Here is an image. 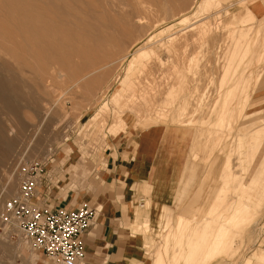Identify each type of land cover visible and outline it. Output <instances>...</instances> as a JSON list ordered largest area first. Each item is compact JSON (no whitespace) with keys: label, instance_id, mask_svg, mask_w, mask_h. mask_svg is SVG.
I'll use <instances>...</instances> for the list:
<instances>
[{"label":"rangeland","instance_id":"obj_1","mask_svg":"<svg viewBox=\"0 0 264 264\" xmlns=\"http://www.w3.org/2000/svg\"><path fill=\"white\" fill-rule=\"evenodd\" d=\"M38 1L34 0V4L31 0L19 2L22 3L24 9L36 7L32 10L45 13L47 17H54V20H60H55V22L63 26L72 22L73 24L69 25L76 28L78 26L76 19L80 17H84L83 20H89V24H94L101 16L107 20V17L117 19L118 15L117 26L121 27L122 24L126 26H122L123 29L117 28L121 29L120 33H117L116 29L112 31L113 36L117 35V37L103 43L104 45L99 47L103 49L96 48V52H87L86 47L80 48L82 46L80 45L79 50L83 48L82 51H86V55L71 58L69 74L65 71L66 73L62 72L58 75L60 78H56L55 89L47 91L42 102L38 103L35 84H30L21 86L23 98L15 97V104H18L21 110L17 111L19 114L17 112L8 113L7 110L2 111L1 107L2 114L5 113L2 115L0 112L2 116L0 124L5 126V129L8 128V137L16 139L17 142L15 150L12 151L13 155H9L5 161L7 164L0 163V193L3 192L5 197L2 200L18 194L17 164L21 157H25L28 160L38 158L48 160L42 194L47 198L49 205L43 204L44 206L52 207L59 202H64V204L70 202L74 206L85 203L82 196L91 190V186L97 188L105 184L99 171L105 161V150L110 142L113 146L112 136L120 135L119 140L122 135L125 136L124 133L113 135L107 128L121 115L126 119L127 130L132 132L149 129L153 125L184 128L191 133L184 142V162L187 157L190 158V147L194 139L193 154L197 158V164L194 169L185 170L186 176L193 173L190 184L194 190L191 196L187 194L186 197L177 199L173 209L175 212H186L184 206L187 207L191 203L195 207H203V212L200 214L198 210L194 221L190 222L185 230L177 231L172 225L163 241L155 242L154 247H164V264H196L198 263L196 260H201L200 263L204 264L205 259L202 258V254L199 253V256L197 254L192 260H186L185 252L195 240V232L203 224L205 218L209 217L211 226L216 229L215 212L224 215L227 213L226 202L220 204L214 213L206 210L209 200H206L205 196L215 191V177L222 162V159L216 161L215 156L220 153L225 157L226 162L229 159L235 165V175L231 176L233 184L236 178H240L238 172L240 174L251 172V141L258 138V141L264 143V0H237L231 3L226 1L222 3V6L214 5L211 10L205 8V2L208 0H174L175 2L173 0L172 2L170 0H93L90 2L89 0L88 2L85 0H50L51 4L47 2L48 0ZM94 1L98 2V9L91 7L94 6ZM47 3L53 8H47ZM88 3L90 5H87ZM104 3L110 8L103 6ZM77 7L82 10H77ZM40 8L42 9L39 10ZM54 8H56L55 13L51 11ZM5 9L8 13L11 12V16L14 14V9L16 13L19 11L14 7H9V9L1 8L2 13L6 11ZM47 9H50V12ZM60 10L64 11L63 15H61L63 11ZM108 10H111L110 13L106 12ZM239 11L247 12L245 14L243 12L244 15H241L239 19ZM57 12L60 14L58 15ZM88 12L91 13L88 14ZM114 12L115 14H112ZM2 13L0 18L4 17ZM65 14L69 15L64 16ZM79 14L80 17H78ZM89 15L92 17H88ZM63 16L64 18L72 16V21L71 19H69L70 22L68 19L65 21ZM102 17L101 19H104ZM92 20L93 23H91ZM242 25L248 29L247 36L241 37L243 40L239 39ZM124 29L125 32L122 34ZM0 42L5 43V40L0 37ZM1 48L0 46V54L17 66L15 60L8 57L10 55L5 51L3 53ZM11 48L14 50V46ZM151 50L156 52L152 53ZM27 75L30 77L29 73ZM128 75L133 76L134 81L137 82L134 84V91L125 89V83L130 82V79L125 80ZM256 76L260 79L257 83L254 81ZM82 77L84 78L81 82L72 88V83ZM118 91H126L123 106L116 105L112 101L113 95ZM55 100L57 104L46 116V108H49ZM106 102V108L102 109ZM242 110L243 115L239 118ZM43 117L44 121L41 123L39 120ZM20 119L26 124L23 130ZM186 123H189L188 126ZM100 125L105 126L100 127ZM12 127L18 131L12 132ZM99 127L102 131L96 134ZM36 128L38 129L37 135L30 142L28 139ZM177 130L167 131L168 139L172 140L175 146L183 143ZM255 132H260L256 135L257 138L253 135ZM24 134L28 139L24 140ZM83 151L88 153L89 157L95 158L97 163L93 166L88 179L85 180L81 175L77 179H72L71 172H68L69 163L84 158ZM71 153L73 158L68 160L67 157ZM177 156L179 157V154ZM78 169L80 170V167ZM261 171L257 183L261 184L264 189V166ZM60 177H65V180L59 182ZM186 180L188 182V179ZM75 181L78 182L77 188L72 187ZM231 191L232 189H229L227 193ZM76 193L82 195L80 201L74 203L73 198ZM142 196L146 201L149 199L147 193ZM61 205L63 206V203ZM256 206L253 205L251 209L238 215L234 222L237 227H233L231 232L232 235L236 233L239 235L234 238V248L231 252L227 250L223 251L225 253L219 252L223 254V257L218 254L219 258L217 257L213 264H259L253 261L257 255L264 256V202ZM249 212L250 214L247 215ZM20 237V233L16 230H13L9 237L0 235V264H49L41 252L32 250ZM180 241L182 248H178ZM177 252L178 255H176ZM148 257L150 261L153 260L154 255H148Z\"/></svg>","mask_w":264,"mask_h":264},{"label":"bare ground","instance_id":"obj_2","mask_svg":"<svg viewBox=\"0 0 264 264\" xmlns=\"http://www.w3.org/2000/svg\"><path fill=\"white\" fill-rule=\"evenodd\" d=\"M19 1H21V0H19ZM19 1L18 0L17 1L16 0H0V11H1L0 14L3 12L1 10V8L9 9V7H11V8L14 7V8L19 10L16 13V11L14 9V14L11 16V12L8 13L7 10L5 9L6 10L5 12H7L8 14L6 13V16H5L4 15L5 12H4V13H2L4 15V17L0 18V37H2L5 40V43L0 42L1 43L0 46L2 47L1 51H3V53L6 52L8 55H10L8 57L13 58L12 60H15V62L17 63V66H14L12 64V62L10 63L7 60V57L5 58L4 56H2L0 54L1 55L0 56V112H1V114H2L3 110H7L8 113L9 112L16 113L18 110H20L19 106H17L18 104H15L14 100H15L16 96L23 98L22 93H21V86L22 85L35 84V88L37 89V92H38V101H39L38 103L42 102L46 96L47 91H52L55 89V82H56V78L59 77L58 75H61L60 73H62V72H64V73L67 72V74H69V71L71 70L70 69V62H71L70 60H72L71 59L72 57L84 56V55H86L87 52H90V51L96 52L97 51L96 48H98L99 50L103 49V48H99V47L103 46L105 44V42L112 41L113 37H115V38L117 37V35L113 36V34L111 32L116 29V30H118L117 33H120L119 31H121V29H123L126 26V25L124 26V24L120 25L121 27L117 26L116 21L119 19L118 18L119 15H118L117 19H115V18L109 19V17H107L108 18L107 20L104 16L103 17L101 16L104 19H101V17H99V19H97L99 22L96 21V23H94V24H89L88 23L89 20L86 19L87 20L86 21V20H83V18H84L83 16H82L83 18L80 17L81 15L86 14V12L84 11L85 14H81V13H80L81 15L79 14L78 17H80V18L76 19L75 15H74L75 18L73 17L78 22V24H77L78 26L76 28H72L71 27L72 25L71 26L69 25L70 23H72V22H70V21H72V19H71L72 16L70 18H64V16L69 15V14H65L63 16V18L66 19L65 21H67V19H68V22H70L69 24L66 25L67 26L66 27V26L61 25L58 22H55V20L56 21H60V20H58V19L54 20V17H47L44 13L45 12L44 10H43L44 12L42 11L44 14H42L41 12L35 11V9L32 10L33 8H36V7L24 9L23 8L24 6L22 5V3L26 4V2L22 1V3H21ZM31 1H33L32 4H34V0H31ZM85 1L88 2V0H85ZM90 1H93V0H89V2ZM167 1H169V0H167ZM38 2H40V0ZM45 2H46V0H45ZM47 2H49L51 4L50 0H48ZM94 2H95L94 6H91V7H95V8L97 7V9H98V7H99V5L97 6L98 2H96V1H94ZM170 2H172V1L170 0ZM173 2H175V1L173 0ZM56 3L58 4V2H56ZM45 4H43V5H45ZM95 4H96V6H95ZM109 4H110V1H109ZM48 5L49 4L47 3V5H46L47 8L49 7ZM58 5H61V4H58ZM87 5H90V4L88 3ZM87 5H86V7H89ZM104 5L107 6V4H105V3L103 4V6ZM214 5L222 6V3L219 2L218 0H208L205 2V8L207 10H211V8ZM51 6H53V5H51ZM55 6H56V4H55ZM56 7H58V6H56ZM49 8H53V7H49ZM107 8L109 9L110 6H107ZM115 8H116V5H115ZM41 9L42 8H40L39 10H41ZM43 9H46V8H43ZM55 9L56 8H54V10L51 9V11H53L55 13ZM70 9H71V7H70ZM70 9H69V11H72ZM78 9H81V8L77 7V10ZM90 9H92V8H90ZM101 9H102V7H101ZM101 9L99 10L100 12H101ZM226 9L227 8H225V10ZM47 10H46V13H47ZM83 10H84V8H83ZM94 10H96V9H94ZM10 11H11V9H10ZM69 11H67V12H69ZM110 11L111 10H108L106 12L110 13ZM251 11H253V10H251ZM251 11H250V13H251ZM97 12H98V10H97ZM243 12L244 11L240 12L239 13L240 15L237 12V14L239 15V19H240V17H242L241 15H244L247 11L244 12V14H243ZM248 12H249V10H248ZM89 13H91V12H88V14ZM109 13L108 14L106 13V14L109 16L110 15ZM57 14L59 15L60 13L57 12ZM63 14H64V11L61 15H63ZM112 14H115V12ZM102 15H104V14H102ZM49 16H51V15H49ZM90 16L91 15H89L88 17H90ZM112 16H114V15H112ZM59 17H62V16H59ZM69 19H71V20L69 21ZM93 19H94V17H93ZM125 19H127V18H125ZM3 20H5V21H3ZM94 20H96V19H94ZM260 21H261V19H260ZM63 23H64V21H63ZM91 23H93V20ZM196 24H194V25H196ZM205 24H206V22H205ZM68 25L70 27H68ZM122 26H124V27L122 28ZM215 27H217V26H215ZM244 27H245L244 25L241 26L242 31H240V32H241V35L243 34L242 36L239 35V39H241V40H243L242 38H245V36H247V33H248V29H246ZM117 28H121V29L119 30ZM230 30H231V28H230ZM245 31H247V32H245ZM124 32H125V29L121 33L123 34ZM117 33H115V34H117ZM204 33H203V35H204ZM172 40H173V38H172ZM169 42H171V41H169ZM7 43L10 45H8ZM73 44H74V46H73ZM11 45L14 46V50H16V51L12 50ZM80 45H82V46H80ZM79 46H80V48L85 46L87 52L86 51L83 52L82 51L83 48H82V50L80 49L81 50L80 51ZM92 50H95V51H92ZM151 52L155 53L156 51L154 52V50H151ZM13 63H14V61H13ZM27 73H29L30 77H28ZM63 75H65V74H63ZM83 78L84 77H82L79 80L74 81L72 83L71 87L73 88L74 86L78 85L79 82H81V80ZM255 78H254V81H256V83H257L260 80L259 76H256ZM127 79H130V82L125 83L126 84L125 89H127V90L130 89V90L134 91L135 88L133 89V87H134V84L136 81H134V78L131 75H128L125 80H127ZM148 90H150V89H148ZM125 92H123V91L116 92L112 97L113 103L121 106L125 100L124 99L125 95H126ZM146 92H147V90H146ZM135 100L136 99L134 97V101ZM135 102H134V105H135ZM145 103H146V101H145ZM56 104H57V100H55L49 108H46L47 109L46 114H45L46 116L50 112L52 107H54ZM126 105H127V102H126ZM244 105H247V104H244ZM106 106H107V102L102 106V109L106 108ZM1 107H2V111H1ZM242 108L244 109V106ZM120 112H122V111H120ZM4 113L5 112H3V114ZM242 115H243V110L240 111L239 118H241ZM0 117H2V116H0ZM6 117H8L7 114H6ZM44 117H43V119L39 120V121H41V123H43ZM7 122L5 124H7ZM186 124L188 126L189 123H186ZM10 125L12 126V122ZM20 125L22 127V130L25 129L26 124L23 121L21 122ZM20 125H18V126H20ZM16 126H17V124L15 125V127ZM104 126L105 125H100V127H104ZM100 127L96 130V134H98V133L100 134V132L102 131L100 129ZM107 128H108L109 133H112L113 135L123 134V133L128 132L127 122H126V119H124L123 115L119 116V119L117 121H115L114 123L109 124ZM7 129H5V126L3 127L0 124V163H4L5 161H7L9 155H11V156L13 155L12 151L15 150V147L17 144L16 139H13V138L11 139L8 137ZM11 130H12V132L16 133L17 129H14L12 127ZM26 130H28V129H26ZM8 131H10V130H8ZM37 131H38L37 128L35 130H33V133H31V135H30V139H28L26 137L27 135L24 134L25 135L24 140H25V138L30 140V142H31V140H34L33 138L37 135ZM259 133L260 132H255L254 134L253 133L252 134L254 135V137H256V135ZM19 135H21V134H19ZM21 136H23V135H21ZM12 137H14V136H12ZM254 137H252V138L254 139ZM257 141H258V138L254 139L250 143V150L252 152L251 153L252 168H251L250 173L247 174V173L243 172L240 174L238 172V174L240 175V178L239 177L236 178L232 184L231 183V179H232L231 176L235 175V173H234V166L235 165H233V163H231V161H229V159L227 160V162L225 161V163L222 165L223 167L221 169L219 180L217 182L215 191L211 194V197L209 198V203L207 204L208 207L206 210H208L210 213H214L215 210H217V208L220 207L219 206L220 204H224V202H226L227 205H225V208H226L227 213H226V215H224V214L215 212L214 218H215V221L217 222L216 229L211 226L212 224H211L210 218L204 217L205 220H204L203 224L195 232V240L189 245V247H187V250L185 252L186 253L185 254L186 260L187 259L192 260L197 254L199 256V253H200L203 256L202 258L205 259L204 264H213L215 262V260H217L218 254L221 255L219 252L225 253L223 251H226V250L231 252L232 248H234L233 247L234 246L233 244L235 242L234 238L237 235V233L236 234L234 233L235 235H232L233 233L231 234V232H232L233 227H235V228L237 227L234 225V222H236L238 215L240 213H244L248 209H251L253 207V205H255V207H257L256 205L262 204V202H264V189L262 188L261 184L258 185V183H257L258 176H259L260 172H262L261 171L262 166H264V158H263V154H264V146L263 145H264V143H262L261 141H258V142ZM24 148H22V151L24 150ZM11 156H10V158H11ZM81 161L83 163H85L84 158H82ZM10 162H11V160H10ZM12 163L14 164V162H12ZM1 166H3V165H1ZM4 166H5V164H4ZM7 166L10 168L9 165H7ZM78 167H79V165L76 167L77 172H79L80 170H81V173L85 172V170L83 171V169H81V168L79 170ZM5 170H7V169H5ZM9 171H11V170H9ZM44 177H45V175H44ZM10 178H12V176ZM13 178H14V176H13ZM10 181L12 182V180H10ZM41 184H43V183H41ZM41 184L39 186H41ZM229 189H232L231 193L230 192L227 193L229 191ZM9 190L11 191V189H9ZM18 190H19V187H18ZM38 191H39V187H38L37 193L35 194L34 198L38 195ZM34 198H33V202H36L34 200ZM2 199H5L3 192L0 193V207L2 206V204L4 202V200H2ZM145 202H146V200H145ZM145 204L146 203H144V202L142 203V205H145ZM249 214H250V212L247 215H249ZM193 221H194V219H187V218L178 216L177 220L175 221V228L174 229L177 231L185 230L188 227V225L190 224V222H193ZM13 230H16L20 233L21 240L28 246V243L25 241V239L22 236L19 229H17V228L11 229V231H13ZM237 236H239V235H237ZM239 245H240V243H239ZM178 246H179L178 248H182V242L181 241L179 242ZM178 254L179 253L177 252L176 255H178ZM222 257H220V258H222ZM196 261L198 263H200L201 260L200 261L196 260ZM203 261L204 260H202V262ZM255 261L258 262L259 264H262L260 261L254 259L253 262H255ZM188 262H190V261H188ZM191 262H193V261H191ZM156 263L157 264H164L165 263L164 256L161 253L156 256ZM198 263H196V264H198ZM254 264H256V263H254Z\"/></svg>","mask_w":264,"mask_h":264},{"label":"crops","instance_id":"obj_3","mask_svg":"<svg viewBox=\"0 0 264 264\" xmlns=\"http://www.w3.org/2000/svg\"><path fill=\"white\" fill-rule=\"evenodd\" d=\"M218 1L231 3L237 0ZM168 130H177L179 137H182V145L175 146L172 140L168 139ZM129 132L130 134L124 133L125 136L121 134L122 142L119 140L120 135L112 136L113 146L110 142L105 150V161L99 171L105 184L97 188L91 186V190L82 196L83 200L96 210L95 223L84 234L85 258L75 261L74 264H157L156 256L160 253L164 256L165 252L164 247H154L155 242L163 241L172 225L175 228L174 223L178 216L194 219L198 210L200 214L203 212V207H195L191 203L187 207L184 206L186 212H175L173 209L177 199L180 200L187 194L191 196L194 190L190 184L193 173L190 176L185 175V170L194 169L197 164V158L193 154L194 139L190 147V158L187 157L186 161H183L184 142L191 133L184 128L156 125L139 132L129 130L127 133ZM84 156L85 163L81 158L77 162L70 161L68 172H71L72 179H77L79 175L85 180L88 179L97 163L88 153ZM67 158H73L72 153ZM215 159H222L215 177L216 187L225 157L218 153ZM76 165L85 170V174L81 173V170L77 172ZM105 170L106 172H102ZM62 180L64 181L65 177L58 179L59 182ZM77 184L75 181L72 187L77 188ZM43 188L44 185L41 184L34 199L49 205L47 198L42 194ZM145 193L149 195V199L142 205L146 200L142 196ZM211 194L207 193L205 199L209 200ZM81 195L76 193L74 203L80 201ZM61 203L53 207L74 206L70 202ZM148 255H154L153 260L149 261ZM256 259L264 263V256L257 255Z\"/></svg>","mask_w":264,"mask_h":264},{"label":"built area","instance_id":"obj_4","mask_svg":"<svg viewBox=\"0 0 264 264\" xmlns=\"http://www.w3.org/2000/svg\"><path fill=\"white\" fill-rule=\"evenodd\" d=\"M47 161L20 158L18 194L4 200L0 207V235L9 237L11 229L17 228L28 246L41 252L49 264H74L86 256L84 234L94 225L96 210L87 202L69 207L33 202L44 182Z\"/></svg>","mask_w":264,"mask_h":264}]
</instances>
